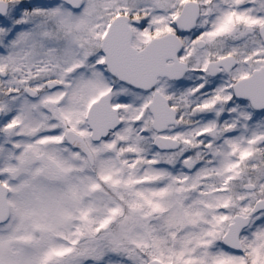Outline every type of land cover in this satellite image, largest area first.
Listing matches in <instances>:
<instances>
[{"label": "snow or ice", "instance_id": "snow-or-ice-1", "mask_svg": "<svg viewBox=\"0 0 264 264\" xmlns=\"http://www.w3.org/2000/svg\"><path fill=\"white\" fill-rule=\"evenodd\" d=\"M0 264H264V0H0Z\"/></svg>", "mask_w": 264, "mask_h": 264}]
</instances>
